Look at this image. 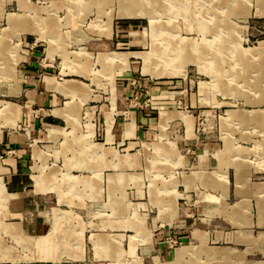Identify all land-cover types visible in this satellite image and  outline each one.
<instances>
[{"label": "rangeland", "instance_id": "1", "mask_svg": "<svg viewBox=\"0 0 264 264\" xmlns=\"http://www.w3.org/2000/svg\"><path fill=\"white\" fill-rule=\"evenodd\" d=\"M142 1L146 12L140 16L131 11L133 0H0V145L4 135L28 126L24 56L51 74L74 68L87 74L65 78L84 86L85 98L66 95L71 100L64 106L72 102L75 141L72 133L68 146L61 134L29 138L17 189L9 183L13 154L0 153V264H109L105 258L112 257L124 264H264L261 250L245 257L237 252L245 245L235 242L236 231L247 221L237 216L234 223L230 212L239 200L232 165L240 169L238 179L242 165L249 173L240 176V184L237 179L240 188L261 182L264 193V0ZM121 54L129 56V68L107 61V56L121 61ZM111 97L120 124L130 111L149 108L143 138L99 143ZM161 111L171 117L162 113L160 122ZM59 128L71 129L63 120ZM32 143L38 148L34 155ZM223 148L233 157L229 182L225 168L218 175L228 182L224 198L219 188L195 176L202 171L212 176L218 167L214 153ZM186 176L191 184L184 182ZM162 184L174 187L156 188ZM206 193L224 200L226 209L210 206L202 198ZM250 201L247 214L253 221L257 210L255 199ZM46 210L50 216L65 211L74 226H81L73 244V226L66 230L70 251L79 257L53 262V248L63 243L59 234L45 240L25 227L46 218ZM122 219L130 220L125 227L118 224ZM106 221L119 227H104ZM252 230L256 235L260 228ZM102 232L123 233L122 243L107 254L100 248L106 238H93L100 248L96 257L89 235ZM130 235L136 247L129 252ZM263 237L248 232L242 240L254 247L264 245ZM33 239L48 245L37 247ZM198 239L207 248L223 247L208 252L196 246ZM185 244L195 246L185 253L180 249ZM177 250L183 255L166 262Z\"/></svg>", "mask_w": 264, "mask_h": 264}, {"label": "crops", "instance_id": "2", "mask_svg": "<svg viewBox=\"0 0 264 264\" xmlns=\"http://www.w3.org/2000/svg\"><path fill=\"white\" fill-rule=\"evenodd\" d=\"M144 2L145 1L139 0V1L132 3L134 10L137 11L140 16L142 14H144V12H146V10L144 8ZM105 51H107V50H105ZM100 52H104V51H99V52H97V54ZM112 57H114V59H115V56H112ZM118 57L123 58V60L120 61L118 58H116L115 60H117V61H115L114 59H110L109 56H107L106 58L108 59L107 61H110L113 64L118 63L119 65H123V68H126V67L129 68V65H128L129 56L125 55V54H121ZM24 58H25L24 59L25 63L22 64V72H23L24 76L22 75V77L25 78V76H26V78H28V80L26 79V83H25L27 86L26 90H25V96H26L25 106L30 107V116L28 118V126L23 132L20 131V132L8 133V134L4 135L2 137V143L0 145V153H2V154L3 153H6V154L12 153L13 154V155H10V157L8 158L9 167L12 169V172H13L12 175H10L9 183L15 189H17V187H19L21 184H23V181L21 180L23 178V176H21V175H23V173L25 172L23 168H24V163H25V159H26V145H27L26 141L29 138H32V140L35 142L40 138L41 139L45 138V137L56 138L57 135L61 134V135H63V138L65 139V141H64L65 145H67L69 143L68 140H70L72 138V136H74L76 138L75 134L73 133V131H75V129H76V125L74 122L72 123V120L75 117L73 116V113H71L69 110L72 106L71 105L72 102L71 103L69 102L68 104H66V107H64V106H65L66 102L71 100L67 96H70L73 100L78 99L79 97L81 98V100H83L85 98V97L83 98L84 86L81 85L80 83H78L75 79H65V78H69L70 76H74V75H76V76L86 75L87 76L86 73L84 74L81 71V69H77V68H74L72 71H69V72L62 71V74H60L61 72H59L58 74H51V72H49V69H45V70H47V71H45L41 67H38L37 61L32 59V57L24 56ZM25 73L27 75H25ZM64 74H72V75H64ZM71 78H73V77H71ZM91 94H92L91 96L97 97L96 94H93V93H91ZM62 99H65V100H62ZM95 100H93V101H95ZM111 101H112L111 102L112 111H110L109 113L106 114L105 120L103 122V124H104V141L99 142V143H102V145L105 143H112V142L122 143L126 139H128L129 136L131 139H136V138L138 139L141 137L143 138L145 136L146 132L148 131V128L150 127L151 117H150L149 108H144V109L143 108H136V109L130 111L128 120L122 121V124H120L119 122H115L116 118L114 117V115L118 114L120 111L114 109V103H113L112 97H111ZM62 102H63V104H61ZM88 102H90V101H87L86 103H88ZM86 103H84V104H86ZM84 104L81 106V109H83ZM33 108L34 109L36 108V110L34 111ZM81 109H80V111H81ZM16 113H17V111L15 112V114ZM162 113H166L167 116L171 117L170 112L161 111L160 112V122H161ZM62 120L65 121V124L66 125L68 124V126H70L71 129L66 130V131L60 130L59 125L62 123ZM67 120L69 122H67ZM115 123L117 124V131L116 132L113 130ZM107 125H108V127H107ZM128 131H130L131 133L129 134ZM126 132L129 134V135L127 134L128 136L126 135ZM70 133H72L71 138L68 137V135H70ZM110 134L112 135V137L110 136ZM74 137L71 140L75 141ZM108 137L112 138V140L109 141ZM143 144H144V142H143ZM31 146H32L31 150L33 151V155H34V151L37 148V146H35V149H33V143ZM89 147H92V145L90 144ZM204 151L205 150L200 151L201 159L207 160L205 158L206 154H204ZM228 151L226 149L224 150V148H223V149L216 151L214 153L216 155L217 160H218V162H217L218 167L216 170H214L210 173V174L213 173L212 176L209 177L208 173H206L205 171L195 173V176L197 178H199L200 180H203V183L205 185L214 186V187L219 188V190H221V194L223 195L222 198L228 196V192H229V187H228V182H229L228 168H229V165L228 164L231 162V159L233 157L232 158L228 157ZM118 155L123 156L124 154H118ZM115 156H116V154H115ZM173 156H174V154H173ZM43 160H44V157H43ZM239 164H241V162ZM259 165H261V164H259ZM259 165L256 166L255 170H257V167H259ZM232 166L234 167V183H235L234 194H235V196L239 197V200L234 203L235 205H231L232 209L230 212L232 215L231 216L232 221L234 222V219H236V217L238 216L239 220L243 219L242 221L246 220L249 223H247L245 221L246 224H244V223L239 224L240 229L236 231L237 238L235 237V242L239 243L241 245H245V247L241 250H237V248H235V247H230V248H235L237 250V252H239L241 255L244 254V257H245V255L253 254L254 252L261 250V252L263 253V257H264V245H261V244L257 245L256 244L254 247H250L249 243L242 240V236L248 232H250L251 236H253V237L259 236L261 232H263V234H264V226H261L259 224L260 221L264 220V193L262 191V186H261L262 183L261 182L251 183L249 181V183H247L248 185H246L244 188H240L237 184V179H238L237 178V172H240V169L237 171V167L234 165H232ZM238 166H240V165H238ZM9 167H5V168L10 169ZM242 167H243V171L241 172V174L239 173V179H238L239 184L241 183V177L240 176L247 177V178L249 176V173L247 171V168H245V165H242ZM223 168H225L227 170V181H228L227 183H225V182L222 183V181H220L218 179L219 171ZM47 172L52 175L50 169ZM184 182L186 184H191L192 183V177L186 176V180H184ZM35 184H36V182H35ZM166 187L171 188V187H174V185L169 186L168 184H162V186H156L157 189L158 188H160V189L166 188ZM36 189H38L37 186H36ZM259 190L261 192H259ZM56 196H57V194H56ZM202 198H204V200L207 203H209L210 206L218 205L219 207H221L222 211H223V209H226V206L223 205L224 200H222L221 198H219L213 194L206 193L202 196ZM164 199H166V198H164ZM250 199H255L254 205H255L256 210H257V217H255V219L253 221L251 220L250 215L247 214L251 208ZM57 200L59 202L58 196H57ZM162 200H163V198H162ZM235 206H238V209H235L234 208ZM47 212H48V210H46V218H44V219L45 220L47 219L49 222L47 220L46 221L49 224L45 223L46 221L44 219L43 220L37 219L36 222H32L30 229H29L28 224H25V227L32 233V235L42 237V238L45 237V240H46V237L48 235L59 234V240L63 243L60 244L59 242H57V245L59 248H53L54 252L52 253V256H51V259L53 262L59 260L58 258H60L61 256H68V257H75V256L77 257L78 256L79 257V255H77V252L70 251L69 244L70 243L73 244L74 242L77 241L76 234H80L82 232L81 226H74L73 225L74 223L71 222V218L65 214V211L64 212L63 211L56 212L52 216H50ZM234 213H236V214H234ZM158 217H160L159 214H158ZM164 218H168V220H170L171 217L165 216ZM244 218H245V220H244ZM61 219L64 220V224L59 223V220H61ZM114 221L116 222L118 220H114ZM129 221L130 220H127V219L123 220L122 219L121 222L118 224H121L123 227H125L126 226L125 224L126 223L128 224ZM234 223H236V222H234ZM70 224L73 226V233L75 234V236H72L71 242L68 243V241L66 240V230H67V226H69ZM90 225H92V224H90ZM103 226L108 227L111 230H113L116 227H119L115 223L107 222V221L103 223ZM253 226L260 228V230H257L256 235L253 233V230H252ZM202 234L206 238V234L205 233H202ZM98 236H100L101 238H103V237L106 238L105 241L107 244L105 246L100 247V248L103 250L102 253L107 252V254H108V253H110V249H114V247L118 246V243L121 242L122 237H123V233H121V232L91 233L89 235V238L93 244L94 254L96 257H98L96 254L100 252L98 250L100 248H98L96 243L95 244L93 243L92 239L96 238ZM111 236H114L115 238L113 239ZM132 237L133 236H131V235L129 236V245H128V251L129 252H130L131 248L135 249V247H136V244L133 241H132V245H131V240H133ZM32 238H34V237L32 236ZM110 239H111V241L115 240L116 242H112L110 244V241H108ZM263 239H264V237H263ZM33 240L37 244V247H39L41 245H48V242H46V241H44V242L40 241L39 242V241H36L35 239H33ZM198 240H199V244H197L196 246H202L208 252L210 250H212V248H216V247L222 248L223 247V246H211L210 248H207L206 244H205V246H203L204 243L201 242L200 239H198ZM189 246H195V245L194 244H185V245L180 246V247H182L180 249L184 250L186 253L188 250H190L188 248ZM175 255H176V251H175L174 257L171 260L166 261V262L176 260ZM116 257H119V256H116ZM105 259H108L110 261L109 264H119V263L124 264L122 260H119V259L116 260V259H114V257H112V259L111 258H105ZM73 264H81V263H73Z\"/></svg>", "mask_w": 264, "mask_h": 264}, {"label": "bare ground", "instance_id": "3", "mask_svg": "<svg viewBox=\"0 0 264 264\" xmlns=\"http://www.w3.org/2000/svg\"><path fill=\"white\" fill-rule=\"evenodd\" d=\"M136 1H139V0H133V2H136ZM131 4H132V3H131ZM127 9H128V8H127ZM131 11H134V8H131ZM181 255H183L182 251L177 250L176 257H180Z\"/></svg>", "mask_w": 264, "mask_h": 264}]
</instances>
